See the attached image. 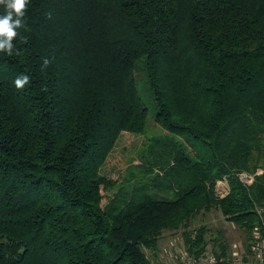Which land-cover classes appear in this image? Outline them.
I'll list each match as a JSON object with an SVG mask.
<instances>
[{
    "label": "trees",
    "instance_id": "1",
    "mask_svg": "<svg viewBox=\"0 0 264 264\" xmlns=\"http://www.w3.org/2000/svg\"><path fill=\"white\" fill-rule=\"evenodd\" d=\"M23 20L0 51V264H152L144 250L178 231L184 256L232 264L212 214L255 264L264 0H28ZM137 71L168 136L137 152L127 192L101 170L121 134L145 135Z\"/></svg>",
    "mask_w": 264,
    "mask_h": 264
},
{
    "label": "rangeland",
    "instance_id": "2",
    "mask_svg": "<svg viewBox=\"0 0 264 264\" xmlns=\"http://www.w3.org/2000/svg\"><path fill=\"white\" fill-rule=\"evenodd\" d=\"M136 79L140 98L148 112L145 125V135L144 137H136L134 135L121 134L108 157L106 165L101 170L103 176L115 181L122 187L126 183L125 179L128 175L127 167L137 164V152H140L141 150L146 151L148 140L151 138L168 136L154 121V105L148 95L147 89L145 88L143 73L137 71ZM114 161H116V163H113ZM128 184L123 187L127 192L133 187V184ZM115 191L116 188L103 194L104 198L101 202L102 206L106 204V197L110 198ZM198 221L199 220L191 225L190 229L198 228ZM207 223H209L208 230L211 234L210 237L212 240H220V243L225 246L230 260H232L231 262L235 260L241 261L242 255L246 256V235L243 232L234 228L232 225H225L223 219L216 214L210 215ZM219 230H222V233L215 234V232ZM208 250H211V246ZM144 253L152 264H180L185 255L182 232H165L159 240L157 249L153 252L144 250ZM207 254L213 255L210 251H208ZM251 261L252 259L250 258V262ZM252 263H254V261H252Z\"/></svg>",
    "mask_w": 264,
    "mask_h": 264
},
{
    "label": "clouds",
    "instance_id": "3",
    "mask_svg": "<svg viewBox=\"0 0 264 264\" xmlns=\"http://www.w3.org/2000/svg\"><path fill=\"white\" fill-rule=\"evenodd\" d=\"M27 4L28 0H0V5H5L7 9V14L0 16V51H6L8 55H12V40L17 36L16 29L25 26L23 17ZM14 14L15 19L13 18ZM19 54L17 52V55ZM48 64L49 61L46 59L43 67H46ZM28 82L29 77L21 74L15 80V85L20 89Z\"/></svg>",
    "mask_w": 264,
    "mask_h": 264
},
{
    "label": "built area",
    "instance_id": "4",
    "mask_svg": "<svg viewBox=\"0 0 264 264\" xmlns=\"http://www.w3.org/2000/svg\"><path fill=\"white\" fill-rule=\"evenodd\" d=\"M240 180L242 183L250 185L252 182V177L243 174L240 176ZM224 181L226 180L223 179L220 182H224ZM261 228H262L261 231L258 234H256L257 242L254 249L255 264H264V224L262 225ZM215 262H216L215 258L212 255L199 257V258L184 256L180 264H215ZM232 264H242V263L240 260H235L232 262Z\"/></svg>",
    "mask_w": 264,
    "mask_h": 264
},
{
    "label": "crops",
    "instance_id": "5",
    "mask_svg": "<svg viewBox=\"0 0 264 264\" xmlns=\"http://www.w3.org/2000/svg\"><path fill=\"white\" fill-rule=\"evenodd\" d=\"M216 192H217V194H218L220 197L226 195L227 192H228V185H227V182L224 181V182H219V183H217V185H216Z\"/></svg>",
    "mask_w": 264,
    "mask_h": 264
}]
</instances>
